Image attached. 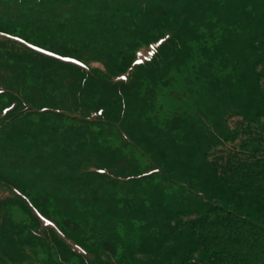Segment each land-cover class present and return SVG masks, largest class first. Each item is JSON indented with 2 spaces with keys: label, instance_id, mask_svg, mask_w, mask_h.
Wrapping results in <instances>:
<instances>
[{
  "label": "trees",
  "instance_id": "trees-1",
  "mask_svg": "<svg viewBox=\"0 0 264 264\" xmlns=\"http://www.w3.org/2000/svg\"><path fill=\"white\" fill-rule=\"evenodd\" d=\"M0 264H264V0H0Z\"/></svg>",
  "mask_w": 264,
  "mask_h": 264
},
{
  "label": "rangeland",
  "instance_id": "rangeland-1",
  "mask_svg": "<svg viewBox=\"0 0 264 264\" xmlns=\"http://www.w3.org/2000/svg\"><path fill=\"white\" fill-rule=\"evenodd\" d=\"M186 74H187L186 72L183 74H177V81L171 85V90L164 92L163 94L164 97H162V103H163V107L165 110L167 111H174V110L192 111L193 108L194 110H196V106L194 107V104L192 100L190 99L189 92L190 90H193V92H195V96H193L194 100L202 99L206 88L204 87V90L201 92H197V90H200V87H198V84L190 85V88H189L185 80ZM188 74L190 76V80H194L195 77L197 76L196 72L194 70L192 71V69L188 72ZM47 86L50 88V93L53 95L52 98L54 99V101L58 102L62 100L64 102L63 98L67 97V93H63L64 94L63 95L55 84L47 85ZM173 91L181 93L183 96H185V98L180 101L172 100L171 97L169 96V93ZM214 103H215V100L212 101V103H210L209 106L213 105ZM221 105L222 104H220V106ZM76 250L83 254L81 250L79 249H76ZM68 257L69 255L67 256V258Z\"/></svg>",
  "mask_w": 264,
  "mask_h": 264
},
{
  "label": "snow or ice",
  "instance_id": "snow-or-ice-1",
  "mask_svg": "<svg viewBox=\"0 0 264 264\" xmlns=\"http://www.w3.org/2000/svg\"><path fill=\"white\" fill-rule=\"evenodd\" d=\"M77 63H80L79 61H77ZM120 79H126L125 77H120ZM7 111V110H5ZM100 171H103V170H100Z\"/></svg>",
  "mask_w": 264,
  "mask_h": 264
}]
</instances>
